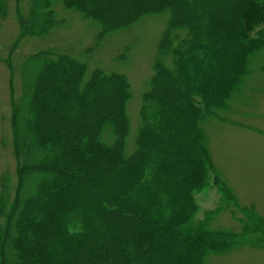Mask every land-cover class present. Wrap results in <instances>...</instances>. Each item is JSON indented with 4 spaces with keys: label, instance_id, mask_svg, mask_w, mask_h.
Segmentation results:
<instances>
[{
    "label": "trees",
    "instance_id": "1",
    "mask_svg": "<svg viewBox=\"0 0 264 264\" xmlns=\"http://www.w3.org/2000/svg\"><path fill=\"white\" fill-rule=\"evenodd\" d=\"M54 1H39L47 6L46 16H36L34 33L63 22L51 7ZM63 4L99 29L93 46L79 55L51 47L22 60L37 65L35 74H20L21 92L14 96L17 166L15 175H0V264H205L226 242L222 232L209 229L213 215L196 219L195 193L210 186L214 168L201 105L213 113L226 104L250 52L264 45V0ZM152 14H166V24L131 143L129 76L102 67L87 74L89 65L80 57ZM133 41L115 59H128ZM56 68L64 77L55 76ZM175 94L171 105L167 95ZM35 144L43 153L38 161L31 153ZM43 198L52 217L35 223L43 209L24 202Z\"/></svg>",
    "mask_w": 264,
    "mask_h": 264
},
{
    "label": "rangeland",
    "instance_id": "2",
    "mask_svg": "<svg viewBox=\"0 0 264 264\" xmlns=\"http://www.w3.org/2000/svg\"><path fill=\"white\" fill-rule=\"evenodd\" d=\"M39 1L0 0V175L6 170L16 173L12 125L14 96L19 97L21 92L20 74H35L37 65L34 60L29 64L24 60L23 64V58L51 47L79 55L93 46L99 29L96 21L66 8L63 0H55L49 5L54 7L57 19L63 22L44 34L34 33L38 28L34 20L36 16H46L47 6H40ZM165 24L166 14L148 15L125 30L111 33L99 48L80 57L89 65L87 74L102 67L108 72L129 76L133 87L128 106L133 122L131 143L136 136L142 94L154 73ZM132 40L134 44L128 59H115ZM245 67L241 82L226 104L213 113L201 105L204 113L202 128L215 170H210L213 175L210 186L195 193L196 219L204 221L213 215L209 229L222 232L226 242L219 251L208 255L205 264H264V45L250 52ZM39 74H44L43 67ZM54 74L63 76L60 68H56ZM176 97L177 94L174 99L167 95L171 105ZM26 115L22 118L25 119ZM27 117L32 118V115ZM23 128L26 129L24 121ZM31 153L34 161L43 155L36 144ZM114 176L117 180L121 178L120 172ZM217 176L224 182V187L217 184L219 180L216 183ZM36 179L38 176L30 180L28 190L34 189ZM98 191H105V187ZM49 203V199L43 198L24 202V205L30 209H43L40 211L42 216L34 218L35 223H39L40 219L52 217L44 209ZM74 205L84 215L89 214L90 211L83 209L81 204ZM25 226L29 227L28 222ZM128 228L131 230L132 226L128 225Z\"/></svg>",
    "mask_w": 264,
    "mask_h": 264
}]
</instances>
